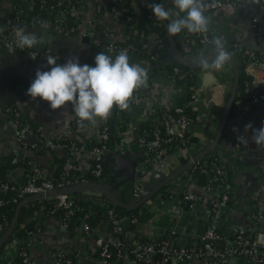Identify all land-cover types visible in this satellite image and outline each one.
<instances>
[{
  "label": "built area",
  "instance_id": "built-area-1",
  "mask_svg": "<svg viewBox=\"0 0 264 264\" xmlns=\"http://www.w3.org/2000/svg\"><path fill=\"white\" fill-rule=\"evenodd\" d=\"M49 1L41 0L42 7L47 11V19L41 25L53 27L66 38L83 34L86 27L93 29L92 58L89 65H94L97 52L103 51L115 56L123 50L128 53L132 62L151 67L152 72H157L171 85H177L176 77L184 80L185 75L178 66L162 59L167 52L165 36L161 35V31L152 32L154 29L162 28V24L154 20L150 7L156 0H140V6L135 4L134 0H57L55 7L58 9L52 7ZM243 1L245 0H240V3ZM232 2L234 0H204L207 5L206 11L211 14ZM34 5L35 0L13 1L15 16L8 18L2 27L0 43L3 46L9 48L14 41L16 27L21 23L22 17L30 15ZM253 28L259 57L264 61V27L258 14L253 18ZM184 36L185 41L190 42L197 51H204L212 46L215 37L210 29L203 34L184 32ZM15 51L27 55L32 61L47 62L49 56L35 47L17 48ZM245 54L255 58L256 50L248 49ZM181 56L184 59L189 58L182 51ZM57 63L62 64L59 59ZM154 64L158 68L157 71H154ZM169 66L172 72L168 71ZM151 77L152 75H148L147 85L137 90L126 110L116 108L109 117L97 119L95 123L81 122L72 113L73 121L68 127L69 132L73 134L70 136L72 144L70 158L63 167L64 171L68 174L79 172L81 176L87 172L99 179L98 181L70 178L57 185L56 174H47L43 166L33 159L28 174L22 169L11 171V184H0V196L13 193L12 201L20 205L29 197L55 194L59 190L86 182L94 183L108 191L110 185L116 183V165L113 160L122 157L133 161L131 152L138 149L137 161L133 163L136 164L135 178L139 181L135 185L132 197L136 202L142 201L152 190L140 182L141 173L153 170L160 164H166L170 171H174L175 164L185 156L184 152L192 145L191 128L195 122L187 109L190 102L186 105L174 99L163 102L164 98L162 100L160 96L153 94L154 79ZM189 91L192 92L193 99L199 97V89L192 86ZM238 95V103L249 109L264 107V90L247 89L240 91ZM139 108L142 109L140 112L142 116L136 118L138 123L135 124L132 113L134 109ZM5 111L16 123V138L21 145V148L12 153V164H18L21 158L30 159L32 155L44 150L48 154L64 157L65 150L60 144L61 140L47 142L45 146L41 139L43 137L41 129L37 128L39 136L38 132L33 131L35 127L25 124L30 121L18 107H7ZM125 117L132 121V127L118 142L114 136L116 131L114 123ZM147 123L152 127L147 128ZM84 131L88 133L86 139ZM31 134L38 138L36 143H27L26 138ZM85 154L90 156L88 169L81 163L82 155ZM195 159L197 158L190 159L193 161L192 167L186 172L181 183L175 180L167 184L169 193L180 187L182 191L177 205V216L171 214L170 209L167 210L169 216L166 218L167 224L164 225L165 232L161 236H146L136 216L121 215L115 205L100 191L79 195H54L35 201L40 204L46 217L54 218L60 210L65 211L60 220L67 229L71 228L74 220H79L82 230L95 237L100 264H264V203L251 200L247 207V203H243L247 225L241 227L236 225L230 215L232 210H238L240 194L233 183L235 171L223 163L224 158L221 156L218 163L207 162L205 156ZM105 170L109 173L106 178L103 177ZM18 171H21L19 180L14 175ZM200 180L205 181L204 186L194 190L192 186H197ZM175 194L176 192L170 195ZM98 203L104 209L99 223L107 226L111 232L106 237L99 235L88 220L92 215V204ZM187 219L192 223H186ZM128 225L137 226L138 236L135 239L126 238ZM9 226L10 223L7 221L0 224V237L5 235ZM20 229L28 236L27 246L22 244L21 239L13 237L14 232L9 234L5 240L4 251L0 253V264H19V259L22 260V264L32 263L29 246L33 244L41 230H27L24 225ZM85 254L83 249H78L70 256L57 258L55 264H78Z\"/></svg>",
  "mask_w": 264,
  "mask_h": 264
},
{
  "label": "crops",
  "instance_id": "crops-1",
  "mask_svg": "<svg viewBox=\"0 0 264 264\" xmlns=\"http://www.w3.org/2000/svg\"><path fill=\"white\" fill-rule=\"evenodd\" d=\"M13 1L14 0H0V37L5 19L13 12ZM161 2H164L165 5L169 0H162ZM134 3L138 6L141 5L140 0H134ZM227 5L228 4H226L223 9L211 14L209 29L214 32L215 36L223 37L225 46L228 50L231 43L238 44L240 48L244 50H258L256 34L253 28V18L257 14L260 15L264 27L263 7L247 3L246 0L240 3L234 11H228ZM168 8L174 10L173 3ZM90 11H92V6L90 7ZM160 23L166 31L164 21H160ZM23 27H25L28 32L44 38L45 42L35 46V48L43 50L46 54L57 56L62 64L67 63L70 59L77 58L81 64H90L92 58L91 35L94 34L92 28L86 27L83 30V34L66 38L51 26H48L47 31L42 30L41 26L27 27L23 24ZM165 36L167 37V33ZM184 37V33L172 36L179 49V53L181 54L182 51L184 54L188 55V57H195V62H197V57L201 54H208L213 51L212 46L204 51L194 50L193 45L185 41ZM86 38L88 39L87 42L85 41ZM169 51L170 46L167 50V54L168 58L171 59ZM231 57L235 61L239 73H241V61L235 59L236 57L232 53ZM50 67L51 66L45 61H32L27 55L21 52H11L9 48L0 43V157L2 155L11 157L15 150L21 148L16 138V123L13 117L5 111L7 107H18L28 121L41 129L40 133L43 136L41 139L44 141L45 146H47V142L50 141H62L66 138L71 139L70 136L73 134L68 130L69 125L73 121L71 105L69 104L64 108L53 110L50 108L48 102L39 98L33 101L27 94V89L35 79L37 70H48ZM145 68L148 71V75H152L151 78L154 79L153 94L160 96L162 100L164 98L165 100L163 102H168L170 99L184 102L188 92L183 90L185 89L183 86H179L178 84L176 86L171 85V83L164 78H161L157 72H152L153 70L151 67V69L148 66ZM191 70L196 74V81L192 86L199 89V97L197 99L192 98L193 100L190 101V106L196 114L195 122L191 128V137L196 139L193 140L189 149L184 152L185 156L179 159L175 164L174 171H170L166 164H160L153 170H148L147 172L143 171L141 173L142 179H140V182L146 184L147 187L153 191L161 183V181H159L161 176H163L165 180L173 175L180 167L189 163L192 157L198 158L202 155L205 156L204 153L209 149L211 150L208 152H211L216 148H220L219 154L224 158V161L223 159L221 161H223L228 168H232L235 171L233 183L240 192L237 204L238 210H232L230 215L232 221L236 225L240 227L246 226L247 219L245 217L243 203H247L246 207L251 200H258L264 203V147L257 146L252 139L253 130L264 127V107L249 109L239 104L238 93L241 91L240 88L244 90H264V61H260L258 64H249L245 67L244 73L247 77L245 86L242 88L239 85L238 93L232 107L229 108V116L225 124V115L228 113V107L233 97L237 79L236 68L228 62L224 68L220 70L211 67V65L207 67L203 66L201 69L191 68ZM207 73H211L219 82V85L215 88L210 97H207V90L203 84L204 76ZM141 110L140 108L133 110V122L135 124L138 123L136 118L139 119L140 116H142L140 115ZM125 119V122L124 119H120L114 123L116 129L114 136L115 140L118 142L122 140L121 136L128 133L129 129L132 127V121L128 118ZM249 124L252 125L251 129L246 128ZM122 125L125 127L124 132L121 131ZM84 133L85 137L84 134L82 137L86 139L88 133L85 131ZM241 136L248 141L247 144L241 143L239 139ZM37 139L38 138L33 134L26 138L27 143H36ZM216 140H219L217 144ZM132 152L131 158L133 161H130L136 162L138 149ZM82 157V166L88 169L90 166V156L85 154L82 155ZM31 158L42 165L47 174L52 175L57 173L58 165L53 155L48 154L47 151L37 152L32 155ZM113 163L116 165V160H113ZM11 173L12 172H10V174ZM185 174L186 172L173 179L172 182L176 180L177 183H181ZM14 175L17 176V180H19V178H21V171L15 172ZM115 175L116 183L110 185L108 192L113 197L117 198L124 206L139 204L141 201L136 202L132 197L135 185L139 181L135 178V171L133 173L130 171L117 173L116 166ZM200 181L197 183V186H192L194 190L204 186L200 184ZM167 184L149 201L138 208L139 213L147 212L150 214L149 220L144 222L140 221L143 233L146 236L155 237L164 234V225L167 224L166 218L169 216L167 210L170 209V213L177 216V205L181 198L180 191H182V188L180 187L175 191L171 190L174 192L169 193L170 190ZM93 191L97 190L83 189L74 194L79 195ZM175 192V195H170ZM29 203L32 205V209L36 207L37 209L32 210L31 213L26 215L25 222H20L19 225V220L17 218L16 224L10 234L13 232V235L16 232L24 233L20 228L22 225L26 226V224L29 223L36 224L31 231L41 230L36 240L29 246V253L32 259L31 264H55L57 258L61 256H70L78 249H83L86 252L84 258L81 259L78 264H100L95 237L86 234L82 230L79 220H74L71 224V228L67 229L60 219L46 217L39 203H36V201H31ZM29 203L24 206H27ZM91 207L92 215L89 216V222L91 218L97 216L95 209L101 208L99 203L92 204ZM122 208L123 211L128 210L125 207ZM13 220L10 222V226L6 233L11 228ZM185 222L192 223L190 219H187ZM93 228H95L99 235L105 237L111 233L107 226L101 225L100 223ZM136 229L137 226L128 225L126 238L129 240L135 239L136 236H138ZM3 236H1L0 239ZM4 242L5 241L0 244V247L3 246L2 252L6 246V242ZM25 246H27V243Z\"/></svg>",
  "mask_w": 264,
  "mask_h": 264
},
{
  "label": "clouds",
  "instance_id": "clouds-1",
  "mask_svg": "<svg viewBox=\"0 0 264 264\" xmlns=\"http://www.w3.org/2000/svg\"><path fill=\"white\" fill-rule=\"evenodd\" d=\"M247 3L264 7V0H246ZM240 0L227 5L228 11H234ZM151 11L155 18L166 22L165 27L170 35L181 33L203 34L210 28L211 13L206 11L204 0H173V9L165 8L164 2L152 3ZM46 24L41 29L47 31ZM45 42L43 37L30 33L23 26H17L15 37L9 50L33 49ZM215 58L209 60L208 54H201L197 62L204 67L220 70L231 60V53L226 48L223 37L215 36L212 41ZM58 57L49 55L48 70H37L35 79L27 89L33 101L38 98L48 102L50 108L58 110L71 104L72 113L81 121L95 123L97 119L109 117L113 110H126L135 93L148 83V71L140 63L131 61L126 51L115 56L103 51L95 55L94 65L81 64L77 59L67 63H57ZM251 129L252 125L246 126ZM241 143L247 144L244 137ZM253 141L264 147V127L253 130Z\"/></svg>",
  "mask_w": 264,
  "mask_h": 264
},
{
  "label": "trees",
  "instance_id": "trees-1",
  "mask_svg": "<svg viewBox=\"0 0 264 264\" xmlns=\"http://www.w3.org/2000/svg\"><path fill=\"white\" fill-rule=\"evenodd\" d=\"M161 1L162 0H156V3H161ZM49 4L52 7H55V5L57 4V0H50ZM46 7H47V4H46ZM56 9H58V8H56ZM14 16H15V13L12 12V14L8 15V18H13ZM8 18L5 19L4 24L7 23ZM46 19H47V11L42 7L41 0H35V5H34L33 11L30 13V15L28 17H26V16L22 17L21 23H23L24 26H27V27H37V26H40L41 23ZM154 20L160 22V20H158L157 18H154ZM159 31L162 32V34H161L162 36H165L166 31H165L164 27H162L160 30L154 29L152 32H159ZM165 46H166V49L168 50L170 44H169V41H168L166 36H165ZM229 47H230L229 48L230 52L236 57L235 59H239L241 61V66H240L241 73L239 75V85H240V87L243 88L245 86V83L247 80V77L245 76V73H244V69L249 64H258L261 61L260 57H259L260 54L256 50V57L253 58V57H249L248 55H246L245 54L246 50H244L243 48H240V46L236 43H231ZM162 59L165 61L171 62V64H173L175 66H178L181 69L182 73L185 75L184 80H179L178 77H176V81H177V84L179 86H183L185 88V89H183L184 91L188 92L187 97L184 100V102H180V103L182 105L188 104L190 101L193 100L192 99V93L189 91V88L195 84L196 74L193 73L191 68L186 67V66L178 63L177 61L169 59L167 52H165ZM153 68H154V71L158 70V68H156L155 64H154ZM169 70L171 71L170 66L168 67V71ZM240 90L242 91L244 89L240 88ZM187 109L193 115V118L195 119L196 114L193 112V109L191 108L190 105H188ZM125 118H124V122L126 120ZM25 124H28L30 127H35V128H33V131L35 133L38 132L37 131L38 127L36 125H34L32 122H25ZM146 127L151 128L152 126L150 123H147ZM121 131H123V132L125 131V127L123 125L121 128ZM38 135H39V132H38ZM195 139L196 138L191 137L190 138L191 143ZM60 144L62 145V147L65 150L64 157L60 158L57 155H53V158L55 159L56 164L58 165V169H57V173H56V181H55V183L57 185H59L60 183H63L66 180H69L70 178L71 179L74 178V180H89V181H98L99 180V179H96L95 177H93V175H91L90 173H87L86 171L85 172L87 174L83 173V176H81V174L79 172L78 173L70 172L69 174L66 173L64 171L63 167L66 164V162L68 161V159L70 158V148H71L72 140L69 138H66V139L60 141ZM40 152H42V151H40ZM219 153H220V148H216V149L212 150L211 152H208L207 154H205V160L207 162L210 161L212 163H214V162L218 163V159L220 158ZM12 161H13L12 156L9 157V156L2 155L0 157V184L1 183L11 184L10 172L13 170L22 169V170H24V172L26 174H28V171L31 167V162L33 161V159L32 158H30V159L29 158H24V159L21 158L19 160L18 164H12ZM182 163H183V161H182ZM184 163H185V161H184ZM108 176H109V173L107 172V170H105L103 177L106 178ZM13 198H14L13 193H8L5 196H0V224H3L5 221L10 223L15 218V214H16L18 205H16V203H14L12 201ZM108 201H110V200L108 199ZM112 204L115 205V207L117 208L118 212L121 215H125V214L134 215L138 218L139 222L140 221L144 222V221H147L150 219V214H148L147 212L139 213L138 209H128L127 211H123L122 206L114 204V203H112ZM31 206L32 205L29 203L27 206H24L23 209L19 212L18 225L20 222H25L26 217H27L26 215L31 213L32 210L37 209V207L35 209H32ZM95 211L97 212L96 213L97 216L96 217L94 216L93 218L90 219L91 225L93 227L97 226L98 223L101 221V215L104 212V209L102 207L101 208L99 207L97 210L95 209ZM64 214H65V211L60 210L58 212V214L55 215L54 218L61 219ZM35 226H36L35 223H29V224H26L25 227L27 228V230H32V229H34ZM14 236L20 238L22 240V244L26 245V243L28 241V236L25 233L16 232L14 234ZM2 248H3V246L0 247V253L3 250ZM18 263L22 264V260L19 259Z\"/></svg>",
  "mask_w": 264,
  "mask_h": 264
},
{
  "label": "water",
  "instance_id": "water-1",
  "mask_svg": "<svg viewBox=\"0 0 264 264\" xmlns=\"http://www.w3.org/2000/svg\"><path fill=\"white\" fill-rule=\"evenodd\" d=\"M173 3V0H169V2L167 4H165V8H168L171 4ZM166 24V22H164V25ZM19 26H23V23H20ZM166 28V27H165ZM166 33H167V37L170 43V51H169V56L171 59L176 60L178 63L189 67V68H193V69H201L203 66H201L198 62H195L194 60L196 59L195 57H189L187 59H184L181 54L179 53V49L176 45V43L174 42L172 35H170L167 31L166 28ZM85 41L87 42L88 39L86 38ZM215 58V52L211 51L209 53V60H213ZM232 65H234V67L236 68V74H237V79H236V83H235V89L233 92V97L231 99V102L229 104L228 107V113H226L225 115V119H224V124L226 123V121L228 120V116H229V108L232 107L233 102L235 101L236 95L238 93V88H239V70L237 68V65L235 63V61L233 60V58L231 57V60L229 61ZM203 84L206 87L207 90V97H210V95L213 93V91L215 90V88L219 85V82L217 81V79L215 77H213V75L211 73H207L204 76L203 79ZM219 141V140H218ZM218 141L216 140V144L218 143ZM215 144V145H216ZM215 147V146H214ZM211 149H209L208 151H210ZM208 151L206 153H208ZM204 153V155L206 154ZM203 156V155H202ZM201 156V157H202ZM195 160H198L199 158ZM193 161H190L189 163L183 165L182 167H180L173 175H171L170 177H168L167 179L164 180V177L161 176L159 181H161V183L144 199L142 200L139 204H136L134 206H124L122 205V203L119 202V200L115 197H113L108 191L102 189L101 187L95 185L94 183H90V182H86V183H81L79 185H75L73 187L67 188V189H63V190H59L57 191L55 194H48V195H35L32 197L27 198L26 200H24L17 208L16 214H15V218L12 222L11 228L9 229V231L0 239V244L5 241L7 239V237L9 236V234L12 232L17 218L19 216V212L21 210V208L31 202V201H35V200H39V199H43V198H49V197H53L54 195H62V194H74L77 193L79 191H82L83 189H90V190H97L100 191L101 193H103V195L108 198L112 203H115L117 205H120L122 207H125L126 209H138L139 207H141L144 203H146L147 201H149L153 196H155L168 182H171L173 179L181 176L182 174H184L185 172H187L191 167H192ZM116 166H117V173H122V172H126V171H130L131 173L134 172L135 166L136 164L131 162L130 160H125L122 157H118L116 159ZM200 184L204 185L205 182L204 181H200Z\"/></svg>",
  "mask_w": 264,
  "mask_h": 264
}]
</instances>
